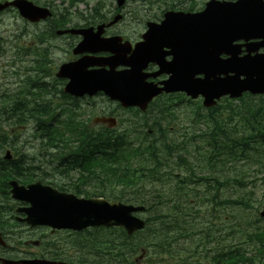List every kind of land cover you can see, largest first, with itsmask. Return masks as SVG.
<instances>
[{"label":"trees","instance_id":"1","mask_svg":"<svg viewBox=\"0 0 264 264\" xmlns=\"http://www.w3.org/2000/svg\"><path fill=\"white\" fill-rule=\"evenodd\" d=\"M68 15L56 10L49 22L60 26ZM101 17L96 11L92 21ZM22 96L0 103L7 125L0 126V150L12 129L32 123L47 165L69 180L74 194L145 206V227L130 236L115 227L77 234L69 244L71 264H134L142 252L146 264H264V219L254 193L264 185L256 178L264 177V95L224 98L209 109L186 105L184 119L198 133L181 136L169 134L178 111L170 110L172 99L158 104L155 116L133 114L109 129L81 118L84 111L60 117L47 105L28 112ZM26 156L0 161L2 231L14 224L2 203L10 173L22 182L36 174L21 171L32 166Z\"/></svg>","mask_w":264,"mask_h":264},{"label":"water","instance_id":"2","mask_svg":"<svg viewBox=\"0 0 264 264\" xmlns=\"http://www.w3.org/2000/svg\"><path fill=\"white\" fill-rule=\"evenodd\" d=\"M121 6L124 0H116ZM8 5L15 6L20 14L31 21L45 19L50 15L47 8L38 7L28 0H13L0 3V10ZM250 5L261 9L251 10ZM245 7V8H243ZM160 25L150 23L143 41L135 45L130 56L126 51L128 43L118 44L120 38L92 40V48L111 50L113 56L101 60L97 65H108L109 69L87 70L93 63H70L59 75L70 78L66 91L75 96L93 95L103 91L122 106H139L142 110L149 101L162 92L183 91L192 98L199 95L203 106L211 107L223 96L240 97L244 92L264 94V54L258 53L264 47V4L252 0L220 2L210 0L206 9L198 14L166 12ZM117 20V17L115 18ZM114 20V21H115ZM100 31V27H99ZM86 35L87 30L77 31ZM260 39L245 44L246 53L240 56L238 39ZM89 37L80 43L84 47ZM170 47L172 61L166 62L157 49ZM252 53H255L252 55ZM221 54L228 55L221 58ZM159 65L155 74L165 72L168 79L162 87L146 81L148 74L142 69L149 63ZM82 63V64H81ZM118 65L129 66L128 70L116 71ZM96 121L115 125L113 118H98ZM12 197L29 203L21 219L30 226L48 225L56 229L82 230L96 226H122L128 234L144 227V221L133 213L143 210L142 206L109 203L97 198H77L72 194L58 193L39 183L27 189L11 182ZM264 217V206L260 212ZM0 243L4 244L0 238ZM62 264L46 260H22L14 262L2 259V264Z\"/></svg>","mask_w":264,"mask_h":264},{"label":"rangeland","instance_id":"3","mask_svg":"<svg viewBox=\"0 0 264 264\" xmlns=\"http://www.w3.org/2000/svg\"><path fill=\"white\" fill-rule=\"evenodd\" d=\"M39 6H43L45 2L52 3L57 5V10L62 11V9H69L71 13L72 22L79 23L80 18H77V15L84 16L86 18L92 16L93 14V6L96 4L98 0H85L83 2L74 3V5H69V0H30ZM103 3V12L105 15L110 18L113 15V11L116 7V3L114 0H100ZM175 0H126V3L123 7L122 14L124 15L123 19L119 22L117 26L110 29L109 33H116L122 36H129L130 40L135 39L141 30V23L145 20H154L155 17L161 16V13L168 8L167 4L172 3ZM181 3V7L185 8L187 1L179 0ZM198 0L197 2H200ZM45 26V23L39 24H30L23 20L15 10L5 11L0 14V48L4 53L0 54V93L4 90L12 91L17 87L21 86L22 83L26 80L27 76L31 77L35 74L34 71H29L30 67V58L25 56V54L21 51L17 52L21 46L26 43L33 42V40L37 39L33 37V34H37L41 28ZM34 40V41H35ZM17 52V53H16ZM58 58H63L61 54H54L51 59L53 64L50 66H45L46 70H50V68L55 65L56 61H60ZM67 58V55H65ZM14 62V66H13ZM45 63L41 62L37 66L42 67ZM27 69V70H25ZM26 73H25V72ZM14 72L18 73V76L14 74ZM50 85H53V78L44 79ZM56 86V85H54ZM90 103H80V105L87 110H84V113L81 115L83 119L91 120L94 116L103 115L109 112H113L114 116L118 119L127 120L128 118H134L133 113L134 110H122L117 107L116 104L112 103L111 106L107 105L102 97H98L89 101ZM237 103V101H236ZM190 108V106H189ZM188 109V106L181 107L178 111L174 113L176 127L174 129L169 130L170 136H181L186 134L187 132L194 131L198 133V131L194 130L192 124L187 121V118L184 119L185 110ZM82 110V109H81ZM155 114H154V113ZM153 113V114H152ZM139 117L142 116H155L156 111L151 109L148 113H139ZM165 123V122H164ZM14 146L15 150L18 153H25L30 158H36L39 152V143L35 136L32 135L31 128H27L22 131L21 134L18 135L17 140L13 143V147L7 145L2 153H5L6 150H9L12 154H14ZM35 163H37V159H35ZM47 163L45 167H47ZM225 173L230 175L232 174L229 168H225ZM256 178L261 180L263 178V174L257 175ZM255 197L258 198L260 204L258 211L264 205V187L258 186L256 187ZM15 231L20 234V239L15 237L16 241H10L9 247L15 246L17 241H23L28 239H40L42 240H53L59 244H64L70 242L71 236L68 235L67 232H57L51 234L47 230H33L30 231L27 229L25 224H21L20 226L15 228ZM17 246V245H16ZM20 248L30 249L33 252L42 253L43 246H32L20 245ZM13 255V252L9 253ZM141 254V253H140ZM136 255L135 257H138ZM134 264H145V259L137 260Z\"/></svg>","mask_w":264,"mask_h":264},{"label":"flooded vegetation","instance_id":"4","mask_svg":"<svg viewBox=\"0 0 264 264\" xmlns=\"http://www.w3.org/2000/svg\"><path fill=\"white\" fill-rule=\"evenodd\" d=\"M187 1V3L193 4V11L194 12H198L200 10H202L204 8L205 3L207 2V0H201L200 2H197L198 0H185ZM226 1H236V0H226ZM264 1V0H263ZM261 1V3L263 2ZM66 27H72L70 24H67ZM144 29H145V24H144ZM43 30V31H42ZM39 33V35H41V39H42V45H44L46 53L48 55L49 58H52L54 56V54L58 55L60 53L65 54V48L66 51L70 52V57H68L64 62H68V61H73L78 59L79 57L83 56L84 54H86L85 52L81 53V54H76L74 53L73 49L75 47V45L81 40L80 35H76V34H64L61 36L56 35L57 29H55L52 25L50 24H46L45 28L42 29ZM108 30V29H107ZM107 30H105L104 35L109 36L112 34H107ZM141 37V34H139L136 37V40L133 39L134 41H131L132 43H135L139 38ZM64 40V41H63ZM65 46V48H64ZM157 51H160L159 53L164 54V58H166L167 60H170L172 58L171 56V50L170 48L164 46L162 49H158ZM129 54V52H128ZM100 56H109V53H100L97 54ZM56 63V62H55ZM63 63V61L61 62ZM60 63V64H61ZM59 64V65H60ZM57 66H53V72H55ZM157 66L154 63H148L147 67H146V71L147 72H154L157 70ZM37 70V68L35 69H29V71H34ZM166 76L165 75H159L157 77H150L149 80H152L154 82H159L163 79H165ZM65 83L66 80L63 79H59L58 85L54 86L55 84L53 83V85H50L49 83H45V82H34L29 84L28 89L26 90V94L29 96H32V98L34 99V101L39 104V105H45L47 102V97L48 96H54L61 104V106H77L80 104L81 101H86L88 102V99L86 97H80L78 99H73L69 96H67L68 94L65 92ZM35 94L41 95V98H38L37 96H34ZM97 96H102V93L99 92ZM103 97V96H102ZM107 105H110L113 103L112 101H110L109 99L105 98L103 99ZM57 179H61V177H57ZM9 250L14 251L13 255H10L8 252ZM51 251L49 250H44V252L42 253H27V251L21 250V249H17V248H1L0 247V257H7V258H12V259H21V258H29V257H42L43 256H50Z\"/></svg>","mask_w":264,"mask_h":264}]
</instances>
